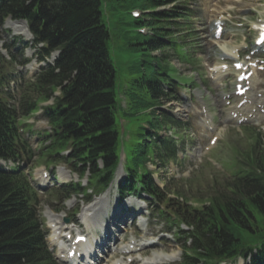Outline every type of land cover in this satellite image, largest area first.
Here are the masks:
<instances>
[{
  "label": "trees",
  "instance_id": "obj_1",
  "mask_svg": "<svg viewBox=\"0 0 264 264\" xmlns=\"http://www.w3.org/2000/svg\"><path fill=\"white\" fill-rule=\"evenodd\" d=\"M118 2L130 13L133 27L148 29L146 34L132 31L130 46H143L148 57L140 76L129 80L126 108L117 100V69L110 57L103 0H0V29L8 16L25 19L34 45L44 44L37 50L41 60L60 51L54 64L48 63L29 82L21 110L0 96V158L17 161L31 153L19 128L23 117L42 108L52 126L46 134L50 143L43 147L46 161H63L80 178L88 174V187L82 181L69 182L55 193L70 198L94 188L103 191L120 162L123 138L117 116L153 113L147 127L131 125L126 178L119 186L122 197L147 194L170 203L182 249L181 261L174 264H220L239 257L245 264H264V149L258 137L249 152H242L244 157L237 155L234 176L204 196L206 203L200 209L167 199L148 167V163L163 166L175 154L173 138L160 132L185 127L170 111L158 113L155 107L179 100L175 81L179 71L172 61H196L189 50V38L195 34L191 7L186 0ZM137 8L142 11L140 18L130 12ZM5 48L10 60L0 50V81L10 64L25 63L11 46ZM51 98L52 104L41 106ZM67 149L68 154H61ZM37 206V193L21 167L5 170L0 166V264H60L46 244ZM159 213L165 215L162 209ZM180 221L193 230H184Z\"/></svg>",
  "mask_w": 264,
  "mask_h": 264
},
{
  "label": "rangeland",
  "instance_id": "obj_2",
  "mask_svg": "<svg viewBox=\"0 0 264 264\" xmlns=\"http://www.w3.org/2000/svg\"><path fill=\"white\" fill-rule=\"evenodd\" d=\"M118 1L103 0V15L110 31V57L117 69V100L127 102L129 99L125 95V90L127 86H130L129 80L140 76L142 73L140 71L141 64L144 59H147L148 52L142 50L143 46L141 45L137 44L130 46L129 43L131 41L134 42V40L131 39L134 27L130 24L133 20L130 13L119 7ZM233 1L234 0H187L193 14H195V17L192 19L191 28L195 29L196 32L191 39L192 45L197 47L195 48L197 51L195 54L198 61L193 65H181L176 60L173 61L182 73L192 76L194 80L196 79L199 92H204V95L207 96L208 102H211L212 105H216V127L222 131L220 140L223 138V141L218 142L210 151L205 150V147L208 146V141L212 132L203 125L199 104L200 101L191 102L188 94L184 93L186 98L184 97L185 99H182L180 103L173 101L169 104L165 103L161 105L164 109H170L176 117L183 121H187L189 125L187 130L180 132L182 133L181 136L185 138V142L183 146L181 142L177 143V148H179V159H177V161L174 160L168 162L167 165L162 167L149 164V168L153 170L156 181L161 184L167 183L168 186H171L172 190L170 189L168 193L178 194L179 201L184 202L187 200L192 206H200L204 199L202 201L198 198L212 194L215 188L222 186L227 178H232L234 172L232 169V159L235 157L236 150L247 151L250 148V143H253L249 134L242 130L240 131L234 126L235 123H232L227 119L228 114L221 109L222 104L219 91L221 88L216 87L211 78L214 76L212 69L218 66V63L216 62L217 58L221 57L217 46L219 45L221 47V45L226 44L227 47H229L248 44L250 42V32H252V30L248 29V31L244 32L243 28H238L235 25L241 24L242 22L250 23L254 20V17H256L255 14L258 16L264 14V6L260 4L263 2L261 0H240L241 3H236L235 5L232 4ZM230 7L233 8L231 10L232 17L229 18L227 23V31L224 33L225 37L223 36L221 40H218L216 46L213 44L212 32L209 31V28L216 16L221 14L222 11L227 12ZM20 25L22 26L21 30L25 29L23 24ZM20 32V30L17 31L13 27L7 26L6 21L3 28L0 30V47H3V44H8L13 47V52L18 56L17 58L19 61L23 59H28L29 61L26 66L19 63H13L6 69L5 79H8V82L0 86V95L11 104L19 103L20 100L22 101L21 97L25 94L24 91H26L29 79H31L33 74L39 70L41 65L35 61L36 59L33 55L32 49H27L24 52V56L21 55L23 42L26 41L27 37L26 35H21ZM6 57L9 58L8 53H6ZM49 61H52V58H50ZM226 80L225 84L227 85V88L225 92H230V81L228 79ZM123 96L124 99H122ZM51 102L52 100H49L44 104H49ZM170 104H173L171 105L172 108H170ZM218 106L220 110L218 109ZM152 117L153 113L151 114L149 112L140 113L136 117L125 116L122 118V120L126 122L124 124L126 131L125 135L127 137L129 136L128 132L130 124H134L136 128H140L141 125H145V122L151 120ZM120 121L121 118L117 116L119 126ZM24 124L25 125L22 126L25 127V137L36 152L35 156L25 161L24 170L30 176V180L35 185H38L35 175L38 170L45 167V164H47L45 158L41 156L38 151L43 146L42 134L43 130L47 129L45 127L46 123L44 119H42L41 113L38 112L35 115L25 118ZM165 133L166 132L163 131L161 132V134ZM168 134H171V132L168 131ZM121 137H123V133H121ZM133 138H139L142 140V138L138 136H133ZM229 143L232 146V150L227 147ZM122 151L129 156V141L124 142L121 146V152ZM124 162L123 159L120 164L122 172L118 171L116 180H119L120 178L124 179L126 176L123 171ZM53 170H55L56 173L55 181L52 180L50 185L43 186V188L41 187L42 200L39 204L38 213L41 217V222L45 223V230H48L49 227L48 215L50 213L58 212L59 218L63 219V221L65 218L76 220L80 216L84 205L97 204V202L103 198V195L107 196V194H109L107 198L103 200L105 203H108V208L105 212V220L108 223H111L113 229H116L117 232H115V235L118 234L121 237L120 241L123 244H126L129 241L134 227H137L140 231V235H143L145 227L148 225L156 233V236L154 237L155 239L153 240L155 241L158 238V228L155 225L156 221L146 217L149 211L146 208V204L141 199L132 195L128 196L122 202H119L116 188L113 185L108 188L110 190L107 194L106 192L108 189L103 193H92L89 203H86L88 198L87 195L73 196L68 200L62 201L60 197L52 194L53 191L51 192L50 188H45L52 187L55 184L59 185L60 183L70 180H76L77 176L72 174L70 170L63 165L55 166V168L53 167ZM173 188H175L176 191L173 192ZM114 204H116V206H114ZM100 206L101 205L98 207ZM58 209L62 210L60 211ZM117 209H119L118 212H116ZM126 211H128V214H139V211L144 214L136 216L134 226L131 229L128 228V225L130 224L129 219H125V223L124 220L121 222L117 221V224H115L116 219L114 217L119 215L124 217ZM169 219L171 220L170 216ZM181 226L183 228L185 227L182 222ZM80 230L82 232H87V228L84 226L81 227ZM92 231L96 236L100 232L98 230L94 231L93 228ZM47 240L50 248H52L49 238ZM141 254L139 255L141 260L159 255L170 256V260L156 263L169 264L180 261L182 250L179 247L175 235L172 236V234H168V236L159 241L157 248L149 250L147 253L148 257ZM235 264H244V261L240 259Z\"/></svg>",
  "mask_w": 264,
  "mask_h": 264
},
{
  "label": "bare ground",
  "instance_id": "obj_3",
  "mask_svg": "<svg viewBox=\"0 0 264 264\" xmlns=\"http://www.w3.org/2000/svg\"><path fill=\"white\" fill-rule=\"evenodd\" d=\"M20 24H23V26H24V28L25 29H22L21 30V28H22V26L20 25ZM6 25L7 26H11V27H13L14 29H16L17 31L18 30H20L21 32H24L27 36H29L30 37V33H29V30H28V28H27V26H26V24H25V22H19V21H11L10 19H7V21H6ZM225 49H227L226 47H225ZM221 73V72H220ZM220 73H218L217 74V78H219L220 77ZM65 176V175H64ZM63 176V177H64ZM109 192V190L106 192V194ZM109 194H107V196H108ZM107 196L105 195H103L102 197L103 198H101L98 202H97V204H90V206L85 210L86 211V214L83 216L84 218H85V222H89L90 220H93V221H91V223L92 222H94V221H96L97 222V220L100 218V220H99V222H98V224H99V226H105V230L106 231H110L111 232V229H113V227H112V225H111V223H108L106 220H105V212H106V209L108 208V203H105L103 200L104 199H106L107 198ZM99 205H101V207H99V208H95L96 206H99ZM114 206H116V204H114ZM91 211L92 212H94V216L93 217H90V213H91ZM119 211V209H117L116 210V212H118ZM57 215H52V214H49V217H50V221L53 223H56V226L57 227H60V228H62V227H65V224L64 223H62V224H59L60 222L59 221H57V217H56ZM120 219V218H119ZM90 223V224H91ZM108 223V224H107ZM109 225H110V227H109ZM119 226V225H118ZM104 230V231H105ZM67 234V233H66ZM101 237H103V236H101ZM96 239V238H95ZM99 240V239H98ZM132 240V239H131ZM131 240L129 241V243H132L131 242ZM90 241H92L93 242V239L92 238H90ZM155 244L156 243H152V244H147V243H142V242H137V246H141V247H144V246H148V245H153V246H155ZM96 246H98V244H96ZM85 247V252L88 254V256L89 257H93L94 256V250H93V248L95 247V244H91V245H89L88 244V242H87V245L86 246H84L83 244H81V248L83 249ZM124 248H120V250H123ZM61 252H62V248H61ZM149 252V250L147 249V248H145L144 249V253H148ZM171 259V257L170 256H167V255H159V256H156V257H150V258H148V260H145V262L144 263H147V264H149V263H159V262H163L164 260L165 261H168V260H170ZM74 261H77V260H74ZM121 264H125L124 262L123 263H121Z\"/></svg>",
  "mask_w": 264,
  "mask_h": 264
},
{
  "label": "snow or ice",
  "instance_id": "obj_4",
  "mask_svg": "<svg viewBox=\"0 0 264 264\" xmlns=\"http://www.w3.org/2000/svg\"><path fill=\"white\" fill-rule=\"evenodd\" d=\"M262 42H264V41H262ZM236 67H237V68H241V67H243V66L240 65V64H237ZM242 78H243V77H242Z\"/></svg>",
  "mask_w": 264,
  "mask_h": 264
}]
</instances>
